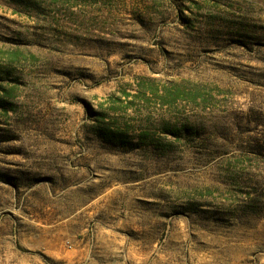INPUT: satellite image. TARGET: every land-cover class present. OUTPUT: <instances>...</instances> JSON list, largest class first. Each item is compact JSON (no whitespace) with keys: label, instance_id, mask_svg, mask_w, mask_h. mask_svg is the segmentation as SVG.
I'll return each instance as SVG.
<instances>
[{"label":"rangeland","instance_id":"obj_1","mask_svg":"<svg viewBox=\"0 0 264 264\" xmlns=\"http://www.w3.org/2000/svg\"><path fill=\"white\" fill-rule=\"evenodd\" d=\"M0 264H264V0H0Z\"/></svg>","mask_w":264,"mask_h":264}]
</instances>
